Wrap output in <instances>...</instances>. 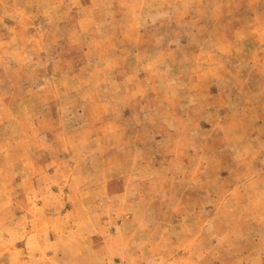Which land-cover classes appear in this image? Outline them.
Listing matches in <instances>:
<instances>
[{
  "label": "rangeland",
  "instance_id": "rangeland-1",
  "mask_svg": "<svg viewBox=\"0 0 264 264\" xmlns=\"http://www.w3.org/2000/svg\"><path fill=\"white\" fill-rule=\"evenodd\" d=\"M0 264H264V0H0Z\"/></svg>",
  "mask_w": 264,
  "mask_h": 264
}]
</instances>
